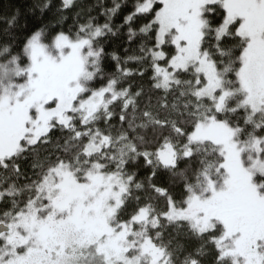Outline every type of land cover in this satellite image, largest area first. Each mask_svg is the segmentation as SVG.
<instances>
[{
	"label": "snow or ice",
	"instance_id": "obj_1",
	"mask_svg": "<svg viewBox=\"0 0 264 264\" xmlns=\"http://www.w3.org/2000/svg\"><path fill=\"white\" fill-rule=\"evenodd\" d=\"M99 7L54 35L5 18L0 264H264V0ZM124 28L139 55L106 53Z\"/></svg>",
	"mask_w": 264,
	"mask_h": 264
},
{
	"label": "trees",
	"instance_id": "obj_2",
	"mask_svg": "<svg viewBox=\"0 0 264 264\" xmlns=\"http://www.w3.org/2000/svg\"><path fill=\"white\" fill-rule=\"evenodd\" d=\"M49 3V8L45 9L43 12L39 8L32 9L34 4H44ZM116 3L121 5V8L117 14L113 17V26L121 25L123 23L124 17L132 11L133 4L135 0H74V6L68 10L58 11L61 7V0H0V33L8 27L5 22V18L11 15L15 9L20 10L18 16V21L13 29L18 37L22 38L27 33L36 30L37 28L45 27L49 34L54 35L55 32L60 31L61 28L67 30L69 26L73 24V18L77 12H82L83 15L81 19H85L87 14L90 11V14L96 16L100 11L99 4H103L106 8L113 7ZM61 17H64V20H60ZM58 21H60L58 23ZM99 22H104V17L99 18ZM143 19L137 20L135 27H139L140 24L144 23ZM127 29L124 28L121 30L120 34L116 37H108L102 43L105 45L106 53L110 54L113 51L117 54L123 56L125 55V49H129L127 54H136L139 55L138 46L140 43L139 37L134 38L133 43H129L127 40ZM47 42V41H46ZM0 43H3V40L0 39ZM106 65H113L114 62L111 60V56L108 55L105 60ZM131 67H144L146 65H137L135 63L130 65ZM110 70V69H109ZM151 73H148L150 76ZM148 76H145L142 80L137 78L134 83L143 84L145 88L148 87ZM140 178H143L148 174L146 170L141 168L139 170ZM157 182L162 185H167L169 183L167 175L161 173L157 177ZM174 191H179V189H174ZM162 203V202H161ZM192 247L197 246L195 241L188 242ZM206 254L201 259L203 264H214V255L206 249Z\"/></svg>",
	"mask_w": 264,
	"mask_h": 264
}]
</instances>
